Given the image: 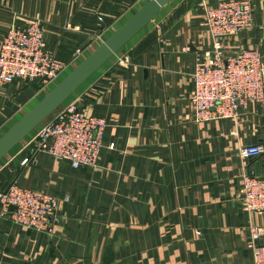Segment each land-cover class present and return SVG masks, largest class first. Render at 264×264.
<instances>
[{"label":"crops","instance_id":"obj_1","mask_svg":"<svg viewBox=\"0 0 264 264\" xmlns=\"http://www.w3.org/2000/svg\"><path fill=\"white\" fill-rule=\"evenodd\" d=\"M216 1H167L115 51L127 54L125 64L111 55L62 101L105 119L95 166L33 152L34 128L0 157V189L13 182L68 196L49 233L0 210L1 261L252 264L247 224L262 219L243 210L238 196L243 171L264 173V95L248 100L234 120H195L188 98L195 55L210 42L201 4ZM250 2L252 24L223 45L231 53L256 47L264 64V0ZM141 3L0 0V38L12 19L39 18L45 46L67 62L66 73ZM43 92L20 78L0 84V134ZM250 143L261 151L242 161L237 148ZM24 155L32 158L20 164Z\"/></svg>","mask_w":264,"mask_h":264},{"label":"built area","instance_id":"obj_2","mask_svg":"<svg viewBox=\"0 0 264 264\" xmlns=\"http://www.w3.org/2000/svg\"><path fill=\"white\" fill-rule=\"evenodd\" d=\"M201 11L210 42L208 48L196 53L190 72L192 88L188 98L193 116L198 121L234 120L248 100L261 101L264 95L260 50L245 47L231 53L223 45L229 36L252 24L251 2L218 0L213 5L201 4ZM78 52L76 49L75 53ZM112 55L115 64L128 61L125 53ZM66 63L47 50L39 18H29L23 23L12 19L0 38V84L20 78L43 87L55 82ZM105 124L102 116L84 113L74 100L62 102L34 127L32 151L65 159L72 167L95 166ZM107 146L112 147V143ZM260 151L261 145L257 143L237 148L242 161L257 156ZM31 158L24 155L19 163L25 164ZM67 198V194L58 196L11 182L0 189V210L15 223L49 233L57 204ZM238 200L243 210L255 212L262 219L259 225L247 224V245L251 249L252 264H264V239L258 240L264 234V173L242 172ZM10 205L14 207L9 208ZM0 264L7 263L0 260Z\"/></svg>","mask_w":264,"mask_h":264},{"label":"water","instance_id":"obj_3","mask_svg":"<svg viewBox=\"0 0 264 264\" xmlns=\"http://www.w3.org/2000/svg\"><path fill=\"white\" fill-rule=\"evenodd\" d=\"M167 1L169 0H142L141 5L136 10L60 77L0 134V157L61 104L88 75L117 51ZM13 207V205L9 206V208Z\"/></svg>","mask_w":264,"mask_h":264},{"label":"rangeland","instance_id":"obj_4","mask_svg":"<svg viewBox=\"0 0 264 264\" xmlns=\"http://www.w3.org/2000/svg\"><path fill=\"white\" fill-rule=\"evenodd\" d=\"M64 73H65V72H61V73L57 76V78L55 79V82H56L60 77H62V76L64 75ZM55 82H54V83H55ZM54 83H53V84H54ZM53 84H50V85L52 86ZM51 86H50V87H51ZM48 87H49V84L46 85V86L40 87V89L43 90L44 92H46V91L50 88V87H49V88H48ZM44 92H43V93H44ZM6 128H7V127H6ZM6 128H5V129H6ZM5 129H4V130H5ZM4 130H3V131H4ZM3 131H2V132H3ZM2 132H1V133H2Z\"/></svg>","mask_w":264,"mask_h":264}]
</instances>
